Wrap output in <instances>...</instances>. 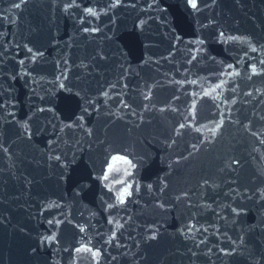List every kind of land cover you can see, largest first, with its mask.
Segmentation results:
<instances>
[{
  "label": "water",
  "instance_id": "water-1",
  "mask_svg": "<svg viewBox=\"0 0 264 264\" xmlns=\"http://www.w3.org/2000/svg\"><path fill=\"white\" fill-rule=\"evenodd\" d=\"M195 4L0 0V264H264V0Z\"/></svg>",
  "mask_w": 264,
  "mask_h": 264
},
{
  "label": "snow or ice",
  "instance_id": "snow-or-ice-1",
  "mask_svg": "<svg viewBox=\"0 0 264 264\" xmlns=\"http://www.w3.org/2000/svg\"><path fill=\"white\" fill-rule=\"evenodd\" d=\"M192 2H193V7H195L196 6V4H195V0H192ZM127 191V190H126Z\"/></svg>",
  "mask_w": 264,
  "mask_h": 264
}]
</instances>
